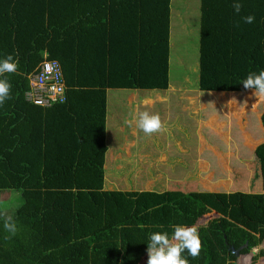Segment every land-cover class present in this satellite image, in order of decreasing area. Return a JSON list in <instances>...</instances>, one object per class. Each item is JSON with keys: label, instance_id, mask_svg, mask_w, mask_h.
I'll use <instances>...</instances> for the list:
<instances>
[{"label": "trees", "instance_id": "trees-1", "mask_svg": "<svg viewBox=\"0 0 264 264\" xmlns=\"http://www.w3.org/2000/svg\"><path fill=\"white\" fill-rule=\"evenodd\" d=\"M200 6V89L222 90L223 79L243 87L264 67V0ZM168 35L169 0H0V60L18 64L0 76L11 85L0 105V264H137L150 234L171 237L209 211L219 217L198 229V258L182 253L189 264H230L227 245L246 244L242 254L264 239V193L103 189L106 92L166 90ZM44 55L64 100L41 107L27 99L26 75Z\"/></svg>", "mask_w": 264, "mask_h": 264}, {"label": "rangeland", "instance_id": "rangeland-1", "mask_svg": "<svg viewBox=\"0 0 264 264\" xmlns=\"http://www.w3.org/2000/svg\"><path fill=\"white\" fill-rule=\"evenodd\" d=\"M200 1L169 0L168 89L192 93V96L185 97L183 111L180 109L181 103L174 102L178 105L175 108L176 121L172 122L171 127L166 123L169 113L160 110L163 108L162 104H156L154 107H150L146 101L140 104V100L146 97L149 91H135L137 98L129 103L126 95L133 91L107 90L106 117L110 123H107L105 129V145L107 153L110 154L105 158L104 190L157 191L153 186L156 184L153 179L159 178V187L164 191L178 190L182 194L201 191L255 193L258 191L255 188L258 184L262 185L261 191H264V100L255 97L254 89L245 90L238 81L230 79H223V86L218 88L222 90L218 92L224 94L217 101L212 100L207 106H201L206 102L197 99V95L203 91L197 79L201 74L198 72L199 30L202 19ZM209 72L211 78L221 77L218 71ZM229 83L233 87L229 86ZM248 92L253 94L251 99L247 97ZM141 111L159 114L164 130L146 136L134 125L123 126L126 120L132 119ZM233 123L236 125L231 126ZM181 126L183 130L177 131L176 127ZM225 128L228 131L226 136L223 134ZM134 137L137 141L129 149L128 144L131 145ZM176 137L183 140L185 146L189 138L192 141L193 166L189 162L190 158L181 156L184 151L175 144ZM187 137L188 139H185ZM206 137L207 139H204ZM218 137V148H221L217 151L214 145L218 142ZM239 137L244 138L246 146L245 150L240 152L233 146L234 140L240 142ZM126 139L130 142L126 141L123 145ZM200 140H203L202 146ZM226 143L231 146L223 147ZM207 148L215 152L203 157L201 161L199 156ZM190 168L194 171V174L191 173L193 177L184 182L185 173L186 177L191 176ZM159 171L161 174H158ZM11 195L9 202L17 205L18 194L11 192ZM3 197L7 199V193H4ZM218 217L219 215L212 212L204 213L192 226L196 227L198 233L199 228L206 227ZM263 244L264 239L247 252H239V257L229 263L241 264L243 257L244 264H261L259 261L264 259ZM146 263L145 253L137 264Z\"/></svg>", "mask_w": 264, "mask_h": 264}, {"label": "clouds", "instance_id": "clouds-1", "mask_svg": "<svg viewBox=\"0 0 264 264\" xmlns=\"http://www.w3.org/2000/svg\"><path fill=\"white\" fill-rule=\"evenodd\" d=\"M241 7L242 5L238 2L233 5L236 13L240 12ZM243 19L245 23L251 24L255 17L246 16ZM44 57L46 58V55ZM44 57L43 59H45ZM17 66V62L13 60L11 55L0 60V76L15 72ZM241 84L245 90L254 89L255 97L264 100V70L260 71L259 74L250 73ZM10 88L11 85L6 79H0V105H3L10 98ZM125 124L129 127L134 125L146 136H151L163 129L159 114H151L148 111L137 112L132 119L126 120ZM209 212L214 213V211ZM215 215L218 216L217 213ZM4 229L12 236L16 234L17 226L11 216L5 220ZM9 238L5 237V239ZM201 248L202 243L195 226L176 225L171 237L167 233L155 232L150 234L146 249L147 264H189L188 259L182 257V253L187 250V253L196 259L199 257Z\"/></svg>", "mask_w": 264, "mask_h": 264}, {"label": "crops", "instance_id": "crops-1", "mask_svg": "<svg viewBox=\"0 0 264 264\" xmlns=\"http://www.w3.org/2000/svg\"><path fill=\"white\" fill-rule=\"evenodd\" d=\"M217 34H218V36H221L222 35V32L221 31H217ZM169 36V35H168ZM168 43H169V38H168ZM169 51H170V47L168 46V60H169ZM210 52H211V48H210ZM168 64H169V62H167ZM168 84H167V88H166V90H164V91H149V92H147V96L146 97H144V98H142L141 100H140V104H142V103H144L145 101L147 102V104L150 106V107H154L156 104H162V106H163V108H161L160 110H162L164 113H169V119H167L166 120V123L167 124H169V126L171 127V125H172V122H175L176 121V115H175V113H176V111H175V108L177 107V105L178 104H176V103H174V102H176V101H179L181 104H180V109H181V111H183L184 110V103H183V101H185V97H188V96H192V93H190V92H188V91H172L171 89H168ZM186 90V89H185ZM137 91V90H136ZM134 92L135 91H133V93H129V94H127L126 95V97H127V101L130 103V102H132V101H134L137 97L135 96V94H134ZM153 92V93H152ZM201 94L200 95H197V99L201 102V101H204V102H206V103H202L201 104V106L203 105V106H207V104H210V103H212V100H216L217 101V99H219V98H221V96H223V94L224 93H222V92H218V90H203L202 92H200ZM247 97L248 98H252L253 97V94H251L250 92H248V94H247ZM188 104H189V106L190 107H192L191 105H190V103H189V101H188ZM134 106H136V104H134ZM106 110H107V95H106V101H105V122H104V125H105V128H104V130L106 129V126H107V123L109 124L110 122H109V119H108V117H106V115H107V112H106ZM204 113H207V112H204ZM230 125V124H229ZM233 125H236V124H232L231 126H233ZM123 126H126V124H125V122H124V124H123ZM162 130H164V126H163V129ZM176 130L177 131H181V130H183V128H182V126L181 127H176ZM228 131H227V129L225 128L224 130H223V134H224V136H226V133H227ZM105 134H106V130H105ZM241 136V135H240ZM190 137V136H189ZM240 138V142H236V140H234V142H233V146L235 147V148H238V150H239V152L240 151H243V150H245V140H244V138L243 137H239ZM135 139V137L133 138V140L131 141V145L130 144H128L129 146V149L131 148V147H133V145H134V143L137 141L136 139ZM185 139H188V137L187 138H185ZM204 139H207V137L206 138H204ZM219 137H218V142L214 145V147H215V149L218 151V150H220V148H218V143H219ZM126 141L127 142H130V141H128L127 139L125 140V142L123 143V145L124 144H126ZM174 141H175V144L179 147V148H181V150L182 151H184V153L183 152H181V156H183V157H185L186 156V158L188 157V159H189V162L191 163V165H192V163L194 162V154H193V150H192V145H193V143H192V141L190 140V138H189V142H188V144H186V146H185V144L183 143V140H181V139H179V138H175L174 139ZM202 141L203 140H200V145L202 146ZM233 141V140H232ZM185 142V141H184ZM121 143V144H122ZM123 145H121V146H123ZM121 146L119 147L120 149H121ZM196 146H198V145H196ZM231 146V144L230 143H226V145L225 146H223V147H230ZM199 147V146H198ZM105 148H106V150H105V154H104V161H103V179H104V170H106V160H105V158L107 159L108 158V155L110 154V153H107V147H106V145H105ZM188 148V149H187ZM214 150L213 149H211V148H207V149H204L203 150V152L200 154V156H199V158H200V160L202 161V158L203 157H208V155L209 154H211V153H213L214 154ZM227 152V151H226ZM121 153V152H120ZM188 153V154H187ZM228 153V152H227ZM182 154H184V155H182ZM160 156H161V158H162V155H161V153L159 154ZM164 156V155H163ZM180 160V159H179ZM193 166V165H192ZM192 168V167H191ZM191 168H190V170H189V172H190V174L189 175H191L190 177H186V175H187V173H185L184 174V182H186V181H188L189 180V178H192L193 176H192V174L191 173H193L194 174V171H192L193 170V168H192V170H191ZM132 173H134V171L132 170L131 171ZM195 173H197V171L195 170ZM158 174H161V172L159 171V173ZM174 179H175V177H173ZM182 179V178H181ZM158 180H160L159 178H154L153 179V181H154V183H156L155 185H153V186H155L156 188H157V191L158 192H165L161 187H159L160 186V184H159V182H158ZM258 191L257 192H255V193H248V194H263L264 193V191H261L262 189V185L261 184H258V185H256V187H255ZM172 191H174V190H172ZM168 192V191H167ZM175 192H178V190L177 191H175ZM179 192H181V191H179ZM201 192H204V191H201ZM205 192H209V191H205ZM189 193H191V192H189ZM189 193H187V194H189ZM243 193V192H242ZM182 194V193H181ZM183 195H186V194H183ZM262 246H264V244L262 245ZM245 259V258H244ZM243 259V260H244ZM242 260V261H243ZM241 261V264H244L245 262H242ZM261 261V260H260Z\"/></svg>", "mask_w": 264, "mask_h": 264}, {"label": "built area", "instance_id": "built-area-1", "mask_svg": "<svg viewBox=\"0 0 264 264\" xmlns=\"http://www.w3.org/2000/svg\"><path fill=\"white\" fill-rule=\"evenodd\" d=\"M26 79L29 85L27 99L32 104L46 107L64 100V85L55 62L43 59L34 73L26 75Z\"/></svg>", "mask_w": 264, "mask_h": 264}, {"label": "water", "instance_id": "water-1", "mask_svg": "<svg viewBox=\"0 0 264 264\" xmlns=\"http://www.w3.org/2000/svg\"><path fill=\"white\" fill-rule=\"evenodd\" d=\"M214 215L216 214L215 212L213 213ZM224 243L226 244V241H225V239H224ZM245 246H246V244H243L242 246H240V247H238V248H236V249H233L231 246H226L227 247V249L229 250V252L233 255V257L235 258V259H237L238 257H239V252L243 249V248H245ZM232 264H236V262H233Z\"/></svg>", "mask_w": 264, "mask_h": 264}, {"label": "flooded vegetation", "instance_id": "flooded-vegetation-1", "mask_svg": "<svg viewBox=\"0 0 264 264\" xmlns=\"http://www.w3.org/2000/svg\"><path fill=\"white\" fill-rule=\"evenodd\" d=\"M234 260H235V259H234ZM234 260H233V261H234Z\"/></svg>", "mask_w": 264, "mask_h": 264}]
</instances>
